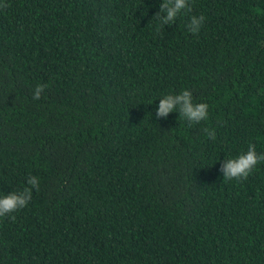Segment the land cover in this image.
Segmentation results:
<instances>
[{"label": "trees", "instance_id": "1", "mask_svg": "<svg viewBox=\"0 0 264 264\" xmlns=\"http://www.w3.org/2000/svg\"><path fill=\"white\" fill-rule=\"evenodd\" d=\"M161 2L0 0V196L40 182L0 217V264H264V161L219 171L264 153V0L164 27ZM184 89L209 118H157Z\"/></svg>", "mask_w": 264, "mask_h": 264}, {"label": "clouds", "instance_id": "2", "mask_svg": "<svg viewBox=\"0 0 264 264\" xmlns=\"http://www.w3.org/2000/svg\"><path fill=\"white\" fill-rule=\"evenodd\" d=\"M191 12L189 0H162L158 11L155 13L160 26H171L182 13L187 15ZM203 14L190 16L186 25L187 30L192 34H198L204 24ZM47 85L37 84L33 89L32 98L41 99ZM209 105L205 102H194L193 93L188 89L177 94H166L159 99L155 110L157 118L166 119L174 111L179 117L185 120L189 127L199 124L209 118ZM208 138L215 140L216 132L213 129L205 128ZM264 161V153H257L253 143L248 145L246 152L239 154L236 158L224 159L220 164L219 171L225 180H246L256 168L257 164ZM27 187L21 191H10L0 196V217L15 219L13 213L25 208L32 199L33 189L39 191L40 182L38 177L30 176L27 180Z\"/></svg>", "mask_w": 264, "mask_h": 264}]
</instances>
